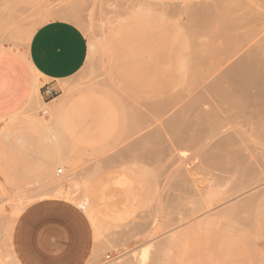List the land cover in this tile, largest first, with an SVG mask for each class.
Returning <instances> with one entry per match:
<instances>
[{"label":"rangeland","instance_id":"374dc122","mask_svg":"<svg viewBox=\"0 0 264 264\" xmlns=\"http://www.w3.org/2000/svg\"><path fill=\"white\" fill-rule=\"evenodd\" d=\"M197 1L0 0L1 44L21 52L30 32L53 18L75 22L89 41L84 66L59 81L57 94L0 118V264H21L12 233L17 218L39 205L65 212L66 264L75 256L76 264H264V148L250 162L257 169L228 158L194 166L212 138L180 129L204 106L226 103L227 84L205 85L223 60L264 35V1L222 0L213 10ZM144 22L155 25L145 44L134 35ZM149 55L153 67L143 61ZM235 116L221 118L237 125L243 142L264 143ZM183 137L175 152L196 186L208 187L197 199L169 163L172 143ZM213 194L219 199L205 207Z\"/></svg>","mask_w":264,"mask_h":264},{"label":"crops","instance_id":"0c3cea01","mask_svg":"<svg viewBox=\"0 0 264 264\" xmlns=\"http://www.w3.org/2000/svg\"><path fill=\"white\" fill-rule=\"evenodd\" d=\"M141 27V31L134 35L143 39L144 44L150 43L155 25L144 22ZM28 38L21 52L10 42L0 43V118L14 115L24 104L35 101L40 95L46 101L57 94L61 90L59 81L76 74L89 54L85 32L68 19L47 20L39 24ZM143 61L148 62V66L155 65L152 55ZM64 219V211L47 210L42 205L24 211L17 218L12 233L16 259L21 264H66V244L59 233ZM70 251L76 255V249ZM77 254L80 259V250ZM74 258L76 256L72 264L78 263Z\"/></svg>","mask_w":264,"mask_h":264},{"label":"bare ground","instance_id":"6f19581e","mask_svg":"<svg viewBox=\"0 0 264 264\" xmlns=\"http://www.w3.org/2000/svg\"><path fill=\"white\" fill-rule=\"evenodd\" d=\"M261 1L263 2L264 0H261ZM260 2H257V3L260 4ZM222 3H223L222 0H202V1H197V3H195L194 6L196 8H200V9L204 8L207 10H213L214 8H216L218 6H221ZM263 3H261V4H263ZM179 6H180L179 3L176 4L173 2V7H179ZM51 12L53 13V10H51ZM54 12L61 13L65 16H70V14L66 13V11L60 12V10L59 11L56 10ZM141 14L142 15L145 14V16H152L156 13L153 12L152 10H149V11L145 10ZM30 33H32V32H30ZM222 65H223V70L220 72V74H216L205 86L206 87H216L222 83L227 84L229 86V90L224 94V96H225L224 99H225L226 103H220V104L216 103V104H213L210 106H204L198 112L199 117L197 119H195L192 122L184 125L183 127H180L181 133L183 132V130L187 131L188 129H192L195 131L198 130L199 132H205V133H207L206 134L207 137L212 138V140L207 141V144L210 147H208V149L204 152L201 159L197 160L196 162H194V164H192L194 166H196L199 163H203L204 161L208 163L209 160H211V162L212 161L216 162L217 160H218L217 162H223L221 159L225 160L226 158H228L229 160H227V162H229V164L231 161H233V163H236L235 165L240 164V167H241L242 166L241 164H243V162L245 164V162H247V161H249V163L252 160L254 161L255 158L252 159V157L253 156L256 157V154L259 153L257 151H263L264 150L263 149L264 147H262V144L264 146V143H262V144L260 143V145H255V144H252L249 142H243V140H241V137L238 135V132H240L239 131L240 129L238 130L236 128V126H237L236 123L238 121L235 123L236 126H234V125H230V120H226V119L221 118V115H223V114H228L231 116L240 115L241 117L245 118L244 121L239 120L241 123L243 121V124H244V122L246 120L250 121V123L248 122L250 124V127H248L249 130L251 129L253 131H256L255 133H257V135L259 134V135L264 136V35L261 36L260 38L256 39L255 41L248 42V43L241 45V47L239 48V51L237 52V55L235 56V58L231 61L223 60ZM37 85H38V83L35 85L36 88H37ZM106 89H107V86H106ZM113 91H114V89L112 90V92ZM228 103L230 105H227ZM60 105H61V102L55 104V106H58V109H60L59 108V107H61ZM232 107H236V109H231ZM173 114H175V111H173ZM237 116H235V117H237ZM245 124H247V123L245 122ZM249 124H247V125L249 126ZM240 126H242V125H240ZM242 127H244V126H242ZM251 130H250V132L245 131V133H247V132L251 133ZM245 133H243V134H245ZM236 137H238L239 140ZM182 139L183 140H179L178 142H176L174 144L172 143L173 148H171V149H173V150H170V151H173V155L171 156L169 163L173 165V172L177 170V172L179 174H176V175H179L180 179L182 181L191 182V188L192 189H190V194H192L191 193V190H192V192L194 191L193 192L194 195H195V193L197 194V192H198L199 194H197V195L199 196V195L203 194L202 191H204L205 187L202 188L203 189L202 190L201 187H198V186H200L199 184H197L198 186H196L195 180L196 181L199 180V179L194 180V178L196 176L194 178H191V177L189 178L188 173L190 172V170L192 168L190 169L189 165H187V163H185V161L183 160V156H180L179 153L175 152V151H178V148L183 144L182 142L186 140V137H183ZM161 147H163V146L161 145ZM164 148H166V147H164ZM259 149H261V150H259ZM263 155H264V153H263ZM169 156H170V154H169ZM259 156H258V158H256V160L257 159L260 160ZM221 157H223V158H221ZM263 157L264 156H262V158ZM262 158H261V160H262ZM263 160H264V158H263ZM263 160H262V162H263ZM234 161H236V162H234ZM205 162H204V164H205ZM229 164H228L229 168L228 167L227 168L231 170V171H228L231 173L232 172L231 168H234V166L233 165L230 166ZM246 164H248V162ZM250 164L253 168V163H250ZM254 165H256V164H254ZM244 166L246 168V165H244ZM257 166H259V165H257ZM222 167H223V165H222ZM222 167H221V169H222ZM247 168H251V167L247 166ZM254 168H256V167H254ZM228 169H226V170H228ZM235 169L236 168H234V170ZM240 169H239V172H240ZM222 170H225V168ZM222 170H220V172ZM252 170H250V171H252ZM262 170H264V169L262 168ZM194 171H196V169ZM250 171H248V172H250ZM234 172H232V173H234ZM243 172H246V171H243ZM253 172H256V171L253 170L251 173H253ZM208 173H209V171H208ZM232 173L230 175L231 177L233 175ZM215 174H219V172L215 173ZM249 174H247V175H249ZM222 175H220L221 179L223 177ZM252 175L250 177L251 179H252ZM259 175H262L261 172ZM210 176H211V174H210ZM226 176H228V175H226ZM254 176H253V179L256 178V176L255 177ZM225 178H227V177H225ZM210 179L212 180V177ZM247 179H244V180L246 181ZM248 180H250V179H248ZM210 182H208V183H210ZM213 182H214V180H213ZM224 183H225V181H224ZM249 183H250V181H249ZM183 184H185V183H183ZM210 184H211V186L209 184L208 185L210 187H212L213 183L211 182ZM215 184L218 185L219 181H218V183H215ZM244 184H245V182H244ZM213 187H212V189H213ZM207 188H205V190ZM218 190H217V192H218ZM217 192L215 191V193H217ZM188 193H189V190H188ZM209 193H210V190L208 191L207 196H206L208 198H209V195L211 193H213L212 190H211V193L210 194ZM221 193H222V191H221ZM204 195H206V193H204ZM217 195L219 196V194H217ZM214 196H211L210 199H208V200L206 199L208 201V204H205V207L210 206L209 205L210 201L212 203L211 205L216 203V201L213 203L212 199L214 201L216 199L218 200L219 198H216V196L215 197ZM195 198H196V195H195ZM220 200H222L221 197H220ZM148 255L150 256V254H148ZM142 256H143V258H142L143 260H145L147 258L146 253H144V255H142Z\"/></svg>","mask_w":264,"mask_h":264},{"label":"built area","instance_id":"2783aa9c","mask_svg":"<svg viewBox=\"0 0 264 264\" xmlns=\"http://www.w3.org/2000/svg\"><path fill=\"white\" fill-rule=\"evenodd\" d=\"M1 122H0V126H1ZM64 171V168L63 167H59L58 170H57V173L60 174V173H63ZM108 257L112 258V254L111 253H108Z\"/></svg>","mask_w":264,"mask_h":264}]
</instances>
